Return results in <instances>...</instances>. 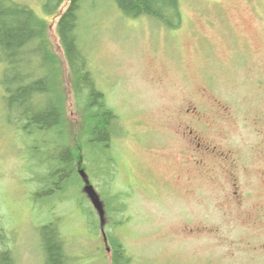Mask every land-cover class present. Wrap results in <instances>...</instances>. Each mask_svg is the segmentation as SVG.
<instances>
[{
	"label": "rangeland",
	"instance_id": "1",
	"mask_svg": "<svg viewBox=\"0 0 264 264\" xmlns=\"http://www.w3.org/2000/svg\"><path fill=\"white\" fill-rule=\"evenodd\" d=\"M14 1L47 22L49 53L63 72L66 141L16 125L0 63V252L11 251L14 264H46L40 227L51 223L68 264H114L102 229L123 242L127 264H255L260 256L251 250L264 226L256 183L262 162L246 154L264 142V0H180L175 28L124 16L114 0H85L79 35L85 66L119 117L107 149L86 147L87 110L78 105L58 33L69 0H53L48 11V0ZM182 127L217 147L210 154L215 168L194 165L203 153L182 137ZM56 147L73 149L76 173H86L102 201L103 221L79 173L64 191L41 193ZM231 150L242 153L235 169L223 155ZM240 165L248 168L239 175L251 197L234 192L228 170L238 173Z\"/></svg>",
	"mask_w": 264,
	"mask_h": 264
},
{
	"label": "trees",
	"instance_id": "2",
	"mask_svg": "<svg viewBox=\"0 0 264 264\" xmlns=\"http://www.w3.org/2000/svg\"><path fill=\"white\" fill-rule=\"evenodd\" d=\"M114 1L124 16H147L170 28L181 23L180 0ZM84 2L69 0V6L59 16L58 33L71 74L76 78L74 88L78 105L87 110L86 147L91 143L107 149L118 129L119 117L96 87L92 70L85 66L87 58L79 39ZM49 4H53V0L47 1V11L52 9ZM46 24V20L29 6L14 0H0V63L5 66L2 83L7 108L17 114L14 120L21 130L30 134L53 131L58 137L57 142L63 141L62 145L66 141L62 133L66 95L60 89L63 72L56 56L49 53ZM55 150L57 159L54 165L46 167L43 179L45 188L41 193L46 195L56 188L64 191L79 176L73 164V149L56 147ZM40 230L46 264H66L62 238L56 229L50 223L41 226ZM109 245L114 264L130 262L123 242L116 235L109 234ZM0 264H14L11 251L0 252Z\"/></svg>",
	"mask_w": 264,
	"mask_h": 264
},
{
	"label": "flooded vegetation",
	"instance_id": "3",
	"mask_svg": "<svg viewBox=\"0 0 264 264\" xmlns=\"http://www.w3.org/2000/svg\"><path fill=\"white\" fill-rule=\"evenodd\" d=\"M195 111H189L188 113L190 115H193ZM187 115V114H186ZM196 115V114H194ZM188 116V115H187ZM196 117V121L199 122L200 124L204 125L205 124V121L202 120L200 117L198 116H194ZM179 132L182 134V137L183 135L185 137H187V140L190 141L192 143L191 146H193L195 144V148H197V150L195 149V151H199L200 153H203L200 155L199 158L201 159H198L195 161L194 165L197 166L200 170L201 168H204L206 167L207 165H209L211 168H215L216 166V163L212 160V158H210V154H213L214 151L217 150V147H213L212 145V142L210 140H208V137L207 136H203L200 134L199 137L197 138H191L185 131H184V127H182ZM197 141V142H196ZM211 146L213 147V149H211ZM258 147L260 146L261 148L259 149L258 152H255L253 149H250L246 155H249V156H253L251 158H254V157H257L261 162H262V165L258 168V176L260 177L258 180H256V183H257V190L259 189H262V191H260V193L258 194V197L259 198H263V203L262 205H260L258 207V215H259V218H262L264 219V185H262V183L264 184V142L263 143H260L259 142V145H257ZM241 150V149H240ZM240 150H231L229 151L228 153H223V155L225 156V158L228 160V158L230 157L231 158V161H230V168H237V165H235V160L240 158L242 156V153ZM218 151V150H217ZM221 155V154H219ZM215 156V155H214ZM203 157V158H202ZM217 159V157H216ZM253 161V159H252ZM204 166V167H203ZM240 168V169H239ZM238 173L237 172H232L230 170L229 173H231L232 175V178H233V182H232V186H234V192L236 194L237 197L240 196V193H244V197H251V193H252V188H250L249 186L246 185V180L244 179V175H242V177L239 175L240 172H245L248 170L247 166H244V165H240V167L238 166ZM251 170V168H249ZM248 177V175H247ZM238 179H240L242 181V183H238ZM251 182V179L248 181V183ZM243 184V190H241V187L240 185ZM259 233H260V239H258V242H259V245L257 247V250L256 251H253L251 250V252H255L257 254V256H260V259L255 261V264H264V226L262 227V229L260 228L259 230ZM258 233V234H259ZM102 234V233H101ZM103 236V234H102ZM106 239L109 240V236L106 234ZM105 239V237L103 236V240H104V243L105 245H107V240ZM109 251V250H108ZM110 252H112V249L110 247ZM257 256H253V257H257ZM64 259H66V264H68V255H65L64 256ZM111 259L112 261L114 262V255H113V252H112V255H111Z\"/></svg>",
	"mask_w": 264,
	"mask_h": 264
},
{
	"label": "water",
	"instance_id": "4",
	"mask_svg": "<svg viewBox=\"0 0 264 264\" xmlns=\"http://www.w3.org/2000/svg\"><path fill=\"white\" fill-rule=\"evenodd\" d=\"M80 174H81V176L83 177V179H84V181L86 183L84 188H83V190L89 196V198L92 201L95 209L98 211L100 218L102 219L101 221H103L104 220V216H105V210L103 208L102 201H101V199H100L95 187L89 182L86 173L83 170H81Z\"/></svg>",
	"mask_w": 264,
	"mask_h": 264
}]
</instances>
